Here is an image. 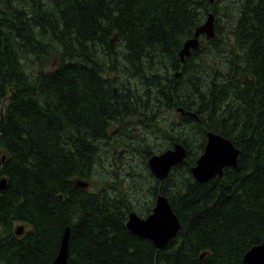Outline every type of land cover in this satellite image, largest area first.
Masks as SVG:
<instances>
[{
  "label": "trees",
  "instance_id": "obj_1",
  "mask_svg": "<svg viewBox=\"0 0 264 264\" xmlns=\"http://www.w3.org/2000/svg\"><path fill=\"white\" fill-rule=\"evenodd\" d=\"M87 1L73 0V6L71 0H48L36 9L38 16L23 23L13 3L0 6V22L14 37H0V150L4 153L0 179L6 181L0 189V264H51L67 227V264H245V253L264 242V0H240L236 7L242 17L232 27L241 39L240 50L247 54L241 62L248 66L254 85L241 80L238 98L227 87L220 89L224 94L218 98L210 96L208 104L220 109L216 114L204 111L201 104L193 110L191 86L182 95L170 86L160 87L169 94L175 112L189 120L188 126L228 139L239 156L236 168H226L221 179L213 177L205 183H197L190 172L197 157L171 168L167 179L185 174L188 184L183 193H171L166 187L158 190L168 197L180 225L177 235L159 249L126 227L131 212L124 210L125 205L136 204L137 213L146 217L158 196L142 193L137 186L125 187L123 168L116 167V146L109 156L113 163L100 173L104 187L90 192L88 186H79V181L91 177L101 140L116 141L133 133L124 122L132 115L128 109L120 112L125 127L108 124L118 108L113 101L116 78L100 83L98 68L83 60L82 52L97 59L111 34L116 33L121 45L129 34L142 43L146 61L153 56L167 59L173 70L182 69L174 74L179 81L197 76L203 65L188 66L197 49L183 62L179 52L200 24L202 7L192 0H109L107 5L97 3L98 7ZM253 4L255 10L246 13ZM52 12L58 19L55 28L42 32L37 22ZM36 34L59 50L76 43L69 51L74 59L63 56L52 70L28 77L25 57L36 50L30 52L22 44ZM211 42L202 37L198 48ZM122 47L131 55L130 42ZM99 61L102 66L108 62ZM107 107L110 115L104 119ZM151 136L147 124L145 137ZM203 149L204 144L198 156ZM154 154L143 156L147 160ZM210 205L213 212L208 215ZM3 243L9 249L6 254Z\"/></svg>",
  "mask_w": 264,
  "mask_h": 264
},
{
  "label": "rangeland",
  "instance_id": "obj_2",
  "mask_svg": "<svg viewBox=\"0 0 264 264\" xmlns=\"http://www.w3.org/2000/svg\"><path fill=\"white\" fill-rule=\"evenodd\" d=\"M47 1L0 0V6L8 2L13 3L20 11L23 23L32 16H38L36 9ZM214 1V3L209 4L207 0H192L193 4L202 7V17L199 25H202L206 21L209 14L214 18V36L210 38L212 42L203 43L197 49V52L191 56L188 64V66H191L199 62L203 65L202 73L197 76L186 77L179 81L174 78V74L181 72L182 69L173 70L172 64L167 59L161 56H153L146 61L142 54V43H137L139 39L130 37L129 34H127L128 37L124 36L122 45L125 46L127 41L130 42L132 46L131 55L126 53L119 41L116 40V33L111 34L107 45L100 52L97 59L95 58V54L84 55V52H82L83 60L92 61L98 68L100 75L97 79L100 83L108 84L109 81L116 78V101H113L115 104H118V108L108 124L115 123L125 127L120 122V115L128 109L129 112H132V115H127L124 122L128 126H131L133 130L132 134L116 139V141H105L103 143V140H101L99 142L98 151L96 150V156L92 165L91 177L87 181H80L88 183V187L90 188L88 191L95 192L104 187L105 181L100 177V173L108 169L113 163L109 156L114 154L113 148L116 146V167L123 168L125 187L132 189L137 186V190L142 193H156V195L159 194L158 190L164 187L170 188L171 193L184 192L188 184L187 175L178 174L177 177L166 179L161 184L156 185V181L149 171H146L148 159H145L143 153L149 154L154 152L160 155L167 150H173V146L180 143L185 150V160L194 157L198 159L200 157L198 156L200 148L203 144L205 146L207 137L205 133H202L200 127L195 126L192 128L187 125L189 120H186L175 112L171 101L168 99L169 94L161 90L160 87L170 86L174 88V91L182 95L185 92V88L191 86L193 92L188 88L187 90H190L194 97L195 106L193 110H196L198 107L196 104H201L204 105V111L216 114L219 113L220 109L216 106L212 108L208 104L210 96L218 98V96L224 94L220 89L227 87L231 90L230 95L234 93L238 98L240 95L237 96V93L242 90L240 86L241 80L247 84L251 82L254 85L248 66L243 65L241 62V59L245 60L247 54L245 51L240 50L241 39L238 37L239 34L234 32L232 28L239 23L242 17L236 7L240 0ZM71 2L73 6H76L73 0ZM99 2L107 5L109 0L87 1L88 5L93 7H98L97 3ZM253 7H255L254 4L247 6L246 13L255 10ZM57 21V17L52 12L51 16L43 18L37 24L42 32H46L53 30ZM224 23H226V27L221 28ZM0 37L2 39L8 37L11 40L14 38L8 35L4 29L3 22H0ZM25 41L26 43L22 45L29 49L30 52L31 50H36V53L25 57L24 65L28 77H31L33 73H37L40 70H52L63 56L74 59V54H71L69 51L72 50V45H76V43L63 47L60 50L64 52L61 53L59 48L51 45L44 35L39 36L36 34L34 39L27 38ZM213 46L217 47L216 52L213 51ZM85 51H90V49H86ZM99 58L107 60V64L102 66ZM241 64L243 68H238L237 66ZM233 65L235 69H233ZM241 70L243 72L240 79L238 73ZM115 71L116 76L112 75ZM229 97H227L228 102ZM130 103L134 105V109L128 108ZM257 106H259V103ZM147 108H149V111ZM239 108L240 106L236 111H233V115ZM106 111L108 114L104 119L110 115L108 107ZM121 111L123 112L120 113ZM201 111L203 110L201 109ZM201 118L205 119L207 117L206 115H202ZM147 124L152 128V136L149 140L145 137ZM122 134L126 135L125 132ZM2 154L4 153L0 150V157ZM123 208L124 210H129L131 213H135L137 216L139 215L138 217H145L140 212L137 213L136 204L125 205ZM211 208H213V205H210L207 209L206 213L208 215L213 212ZM1 234L2 229L0 227V236ZM2 247L4 248V253H8L9 249L6 244L3 243ZM60 261L57 263H61Z\"/></svg>",
  "mask_w": 264,
  "mask_h": 264
},
{
  "label": "water",
  "instance_id": "obj_3",
  "mask_svg": "<svg viewBox=\"0 0 264 264\" xmlns=\"http://www.w3.org/2000/svg\"><path fill=\"white\" fill-rule=\"evenodd\" d=\"M213 1L214 0H209L210 3H212ZM213 20H214L213 16L209 14L206 22L200 27L196 28L194 39L189 40L184 44L182 50L179 53L182 62L184 61L185 56L190 55L191 48L198 47L197 38L200 34L205 33L208 38H212L214 36ZM178 112L183 113L182 110H178ZM238 154L239 151L233 146V144L229 140L209 132L207 134V141L204 147V151L196 161L195 166L192 167L191 169V174L193 179L197 183H204L215 176H217L218 178H222L224 168L236 167ZM184 158H185V150L182 148V146L174 145L173 150L166 151L165 153H162L160 155L152 156L148 161V167L150 171L153 172L157 178L163 179L167 176L170 168L177 164L182 163ZM4 160L5 158L2 157L1 162L3 163ZM4 185H5V179H2L0 181V189L3 188ZM85 185L86 184H79V186L81 187H85ZM158 209H161L160 210L161 214L165 216L168 222L170 221L169 222L170 231L166 236H164L161 240H159V243L155 242L154 238H152L151 236L146 235V234H151L148 228H146V225L155 216ZM133 225L143 230L140 231L136 229ZM126 227L133 234L141 238H146L152 241L157 248H163L170 239L175 237L179 229V224L176 219V216L173 214L170 207L168 206L167 199L164 197H158L151 215H149L146 219H141L135 213H131L129 215ZM21 234H22V228L19 227L17 228V235L20 236ZM69 236H70V228L67 227L63 233L60 242L58 255L51 264H67ZM263 253H264V242L248 250L243 256V263L264 264ZM203 256L204 254H202L200 257L203 258ZM59 260H61L60 261L61 263H57L59 262Z\"/></svg>",
  "mask_w": 264,
  "mask_h": 264
},
{
  "label": "bare ground",
  "instance_id": "obj_4",
  "mask_svg": "<svg viewBox=\"0 0 264 264\" xmlns=\"http://www.w3.org/2000/svg\"><path fill=\"white\" fill-rule=\"evenodd\" d=\"M5 183H6V181H5ZM160 210L161 209L157 210L155 216L146 225V228H148V230L151 232V234H146V235L154 238L155 242H157V243H159V240H161L164 236H166L170 231V224H169L170 221L169 222L167 221L165 216L161 214ZM133 226L140 231L143 230L141 228L136 227L135 225H133Z\"/></svg>",
  "mask_w": 264,
  "mask_h": 264
}]
</instances>
